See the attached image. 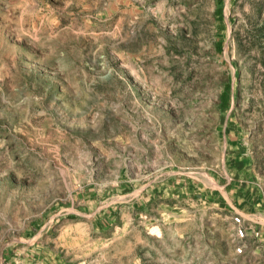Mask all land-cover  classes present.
I'll return each mask as SVG.
<instances>
[{
    "label": "rangeland",
    "instance_id": "374dc122",
    "mask_svg": "<svg viewBox=\"0 0 264 264\" xmlns=\"http://www.w3.org/2000/svg\"><path fill=\"white\" fill-rule=\"evenodd\" d=\"M0 264H264V0H0Z\"/></svg>",
    "mask_w": 264,
    "mask_h": 264
},
{
    "label": "built area",
    "instance_id": "2783aa9c",
    "mask_svg": "<svg viewBox=\"0 0 264 264\" xmlns=\"http://www.w3.org/2000/svg\"><path fill=\"white\" fill-rule=\"evenodd\" d=\"M240 234L243 235L241 231H240Z\"/></svg>",
    "mask_w": 264,
    "mask_h": 264
}]
</instances>
